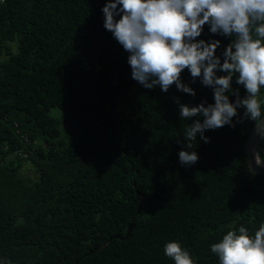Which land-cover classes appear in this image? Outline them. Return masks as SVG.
<instances>
[{
	"label": "trees",
	"instance_id": "trees-1",
	"mask_svg": "<svg viewBox=\"0 0 264 264\" xmlns=\"http://www.w3.org/2000/svg\"><path fill=\"white\" fill-rule=\"evenodd\" d=\"M106 2L0 4V264H174L170 241L194 264H219L212 244L264 223V177L244 153L256 122H238L240 108L234 126L206 130L208 143L198 133L188 148L184 132L203 117L181 118L179 104H213L212 88L187 69L181 81L195 96L134 80L129 53L104 28ZM196 39L220 40L223 62L234 37L206 24ZM231 87V102L246 95L235 75ZM260 99L264 114V88ZM181 150L198 161L182 165ZM257 151L264 160L262 138ZM24 163L36 179L20 176Z\"/></svg>",
	"mask_w": 264,
	"mask_h": 264
},
{
	"label": "clouds",
	"instance_id": "clouds-1",
	"mask_svg": "<svg viewBox=\"0 0 264 264\" xmlns=\"http://www.w3.org/2000/svg\"><path fill=\"white\" fill-rule=\"evenodd\" d=\"M104 28L129 53L132 78L146 89L159 86L163 92L175 84L177 90L195 96V91L181 81L187 69L193 82L213 90L214 103L198 106L179 104L181 118L203 117L187 126L184 138L192 148L197 134L208 143L206 130L234 126L238 109H245L243 119L256 122L257 133L264 139L261 88H264V0H107L102 8ZM117 17H119L117 19ZM212 34L234 37L221 57L216 55L220 40H197L205 25ZM221 71L226 75H217ZM242 85L246 95L236 93L231 102L232 79ZM178 103V101H177ZM256 164L264 165L259 153ZM182 165L195 164V151L178 153ZM219 264H264V223L254 236L246 227L229 230L211 245ZM165 256L174 264H194L191 254L178 241L164 246Z\"/></svg>",
	"mask_w": 264,
	"mask_h": 264
},
{
	"label": "water",
	"instance_id": "water-1",
	"mask_svg": "<svg viewBox=\"0 0 264 264\" xmlns=\"http://www.w3.org/2000/svg\"><path fill=\"white\" fill-rule=\"evenodd\" d=\"M122 116V115H121ZM261 140L260 135L257 133V126L256 123L250 130L249 136L245 142L244 145V153L246 156V163L249 168V171L252 175L255 176H263L264 177V165H257L255 162V157L253 153H258V145ZM124 151V150H123ZM138 198H140V193L136 192ZM142 211V205L138 207V214ZM133 229V224H130L127 227L126 233L124 237L115 236L116 239H127ZM112 238H109L108 241H110ZM5 264V263H4Z\"/></svg>",
	"mask_w": 264,
	"mask_h": 264
},
{
	"label": "rangeland",
	"instance_id": "rangeland-1",
	"mask_svg": "<svg viewBox=\"0 0 264 264\" xmlns=\"http://www.w3.org/2000/svg\"><path fill=\"white\" fill-rule=\"evenodd\" d=\"M242 121H243V123L247 124L250 121V119L245 118ZM19 172H20V176L23 179L27 180L29 178L30 180H33V179L37 178L36 171H35L33 165L30 163H28V164L24 163L22 165V167L20 168Z\"/></svg>",
	"mask_w": 264,
	"mask_h": 264
},
{
	"label": "built area",
	"instance_id": "built-area-1",
	"mask_svg": "<svg viewBox=\"0 0 264 264\" xmlns=\"http://www.w3.org/2000/svg\"><path fill=\"white\" fill-rule=\"evenodd\" d=\"M5 0H0V4L3 3ZM219 51H217L218 53ZM15 156H18V157H25V154L22 152V151H16L14 152L12 158H14Z\"/></svg>",
	"mask_w": 264,
	"mask_h": 264
}]
</instances>
